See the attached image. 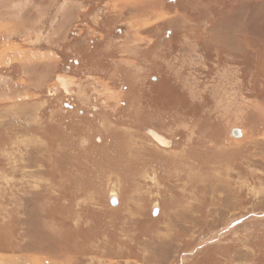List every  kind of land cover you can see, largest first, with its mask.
Segmentation results:
<instances>
[{
    "label": "rangeland",
    "instance_id": "rangeland-1",
    "mask_svg": "<svg viewBox=\"0 0 264 264\" xmlns=\"http://www.w3.org/2000/svg\"><path fill=\"white\" fill-rule=\"evenodd\" d=\"M0 264H264V0H0Z\"/></svg>",
    "mask_w": 264,
    "mask_h": 264
},
{
    "label": "water",
    "instance_id": "water-1",
    "mask_svg": "<svg viewBox=\"0 0 264 264\" xmlns=\"http://www.w3.org/2000/svg\"><path fill=\"white\" fill-rule=\"evenodd\" d=\"M232 134H233L234 136H236V137L240 136V135H241V129H240V128H234V129L232 130ZM112 203H113L114 205L117 204V199H115V197L112 199Z\"/></svg>",
    "mask_w": 264,
    "mask_h": 264
},
{
    "label": "flooded vegetation",
    "instance_id": "flooded-vegetation-1",
    "mask_svg": "<svg viewBox=\"0 0 264 264\" xmlns=\"http://www.w3.org/2000/svg\"><path fill=\"white\" fill-rule=\"evenodd\" d=\"M69 62L70 63H72L73 62V59H69ZM74 63V62H73ZM80 63V62H79ZM65 81V83L67 84V79L64 77V78H62V81ZM63 89V88H62ZM65 89V88H64ZM66 91L69 93L70 92V88L69 87H67V89H66ZM65 91V92H66ZM65 104H66V106H68V107H71L72 105L70 104V103H68V102H65ZM101 140H102V138H101Z\"/></svg>",
    "mask_w": 264,
    "mask_h": 264
},
{
    "label": "bare ground",
    "instance_id": "bare-ground-1",
    "mask_svg": "<svg viewBox=\"0 0 264 264\" xmlns=\"http://www.w3.org/2000/svg\"><path fill=\"white\" fill-rule=\"evenodd\" d=\"M241 135H244V131H243V129H241ZM159 137V136H158Z\"/></svg>",
    "mask_w": 264,
    "mask_h": 264
}]
</instances>
